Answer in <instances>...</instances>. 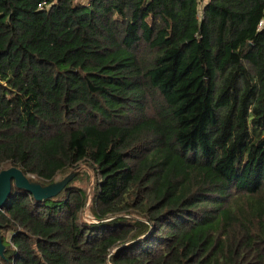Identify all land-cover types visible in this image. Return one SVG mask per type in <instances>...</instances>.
<instances>
[{"label":"trees","instance_id":"16d2710c","mask_svg":"<svg viewBox=\"0 0 264 264\" xmlns=\"http://www.w3.org/2000/svg\"><path fill=\"white\" fill-rule=\"evenodd\" d=\"M203 3L0 0V173L81 175L0 264H264V0Z\"/></svg>","mask_w":264,"mask_h":264},{"label":"water","instance_id":"95a60500","mask_svg":"<svg viewBox=\"0 0 264 264\" xmlns=\"http://www.w3.org/2000/svg\"><path fill=\"white\" fill-rule=\"evenodd\" d=\"M74 173L65 179L52 184H43L28 178L15 167L5 169L0 173V211L8 203L12 194L13 183L16 188L32 195L37 201H45L57 197L63 192L74 177ZM5 248L0 237V255L3 256Z\"/></svg>","mask_w":264,"mask_h":264},{"label":"rangeland","instance_id":"374dc122","mask_svg":"<svg viewBox=\"0 0 264 264\" xmlns=\"http://www.w3.org/2000/svg\"><path fill=\"white\" fill-rule=\"evenodd\" d=\"M207 2H208V0H204V3H203V4H206ZM72 173L75 174L74 177H73V179H74L77 175H79L80 171H74V172H72ZM72 173H70V174H72ZM70 174L66 175L65 177H59V178L56 180V182L62 181L63 179H65V178H66L67 176H69ZM79 176H81V175H79ZM73 179H72V180H73ZM56 182H55V183H56ZM81 183H82V182H76V183H75V186H80L81 188H83V189L86 190V187L84 186V183H82V184H81ZM92 183H93V180H88V191H89V196L91 195ZM88 191H87V192H88ZM84 217H85L87 220H91V221H93L92 218H91V216L88 215L87 211L84 213Z\"/></svg>","mask_w":264,"mask_h":264},{"label":"built area","instance_id":"2783aa9c","mask_svg":"<svg viewBox=\"0 0 264 264\" xmlns=\"http://www.w3.org/2000/svg\"><path fill=\"white\" fill-rule=\"evenodd\" d=\"M258 31H264V18L258 24Z\"/></svg>","mask_w":264,"mask_h":264}]
</instances>
